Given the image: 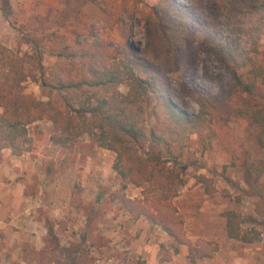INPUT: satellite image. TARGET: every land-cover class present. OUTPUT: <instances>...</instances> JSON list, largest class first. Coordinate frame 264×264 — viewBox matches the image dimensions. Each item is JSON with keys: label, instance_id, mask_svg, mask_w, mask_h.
<instances>
[{"label": "rangeland", "instance_id": "1", "mask_svg": "<svg viewBox=\"0 0 264 264\" xmlns=\"http://www.w3.org/2000/svg\"><path fill=\"white\" fill-rule=\"evenodd\" d=\"M167 0H10L6 16L0 0V49L40 51L47 70L64 57L81 54L100 37L121 51L128 45L143 54L157 23L153 5ZM209 22L219 41L229 43L239 74L247 76L248 59L264 65V0H174ZM198 31L178 50L175 61L163 67L169 92L179 106L197 114L205 101L214 136L204 148L192 134L182 150L184 186L174 199L184 218L186 233L200 248L217 247L210 257L193 261L186 245L163 260L162 245L172 238L145 217L134 220L112 193L122 186L114 169L116 154L85 134L73 148L52 141L59 132L49 120L31 125L27 150L15 155L10 148L0 158V264H264V172L251 184L247 167L264 160V148L241 109L264 105V85L254 94L232 90V74L207 47ZM136 72L148 74L137 61ZM24 91L45 99L38 83L25 82ZM128 91V82L121 85ZM149 147L147 139L134 146L136 155ZM209 177L213 193L199 176ZM126 193L140 197L141 188L129 184ZM241 211L244 227H256L253 243L226 233L224 213ZM264 211V210H263Z\"/></svg>", "mask_w": 264, "mask_h": 264}, {"label": "trees", "instance_id": "2", "mask_svg": "<svg viewBox=\"0 0 264 264\" xmlns=\"http://www.w3.org/2000/svg\"><path fill=\"white\" fill-rule=\"evenodd\" d=\"M86 1V0H85ZM251 1V0H248ZM2 12L8 16L10 0H2ZM158 18L153 25L149 43L143 54L128 45L121 51L109 47L100 37L91 43H79L81 54L64 57L49 70L40 51L0 49V158L10 148L15 155L27 150L31 125L49 120L59 130L52 141L62 148H73L87 134L100 147L116 154L114 169L122 178V186L112 193L134 220L145 217L160 226L173 240L170 247L162 245L163 260H169L186 245L193 261L210 257L217 250L200 248L186 233L185 221L174 199L185 184L184 167L176 149L182 150L192 134H199L204 148L214 136L208 106L200 101L197 114L178 105L169 92L166 60L175 61L179 47L198 31L207 36V47L232 74V90H243L252 96L257 85H264V65L254 59L247 76L239 74L230 62L237 63L233 47L218 40L209 22H203L189 7L174 0L153 5ZM264 17V5H263ZM141 64L147 76L139 75L134 62ZM39 84L45 99L24 91L25 82ZM128 82V91L120 87ZM258 127L259 145L264 148V105L241 109ZM147 139L149 147L136 155L134 146ZM264 172V160L247 167L251 182L258 183ZM207 193L214 191L209 177H198ZM129 184L141 188L140 197L126 193ZM264 214V209L257 207ZM229 238L253 243L261 236L256 227H244L248 217L236 209L224 213Z\"/></svg>", "mask_w": 264, "mask_h": 264}]
</instances>
